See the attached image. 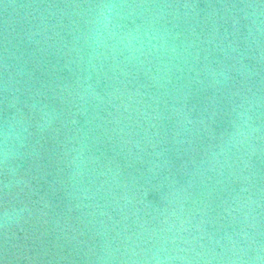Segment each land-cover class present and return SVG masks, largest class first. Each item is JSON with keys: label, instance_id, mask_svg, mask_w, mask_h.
Returning a JSON list of instances; mask_svg holds the SVG:
<instances>
[{"label": "water", "instance_id": "water-1", "mask_svg": "<svg viewBox=\"0 0 264 264\" xmlns=\"http://www.w3.org/2000/svg\"><path fill=\"white\" fill-rule=\"evenodd\" d=\"M0 264H264V0H0Z\"/></svg>", "mask_w": 264, "mask_h": 264}]
</instances>
